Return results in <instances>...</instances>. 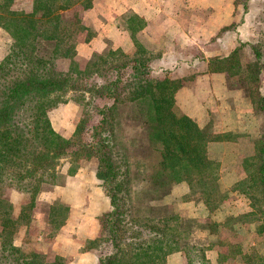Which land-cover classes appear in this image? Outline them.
Listing matches in <instances>:
<instances>
[{"label":"trees","instance_id":"1","mask_svg":"<svg viewBox=\"0 0 264 264\" xmlns=\"http://www.w3.org/2000/svg\"><path fill=\"white\" fill-rule=\"evenodd\" d=\"M93 2L0 0V28L12 38L0 60V264H65L60 256L46 260L43 253L13 242L18 224L28 218L38 195L48 185H56V168L63 157L95 158V176L109 199L110 210L99 216V236L86 244L98 250L101 241L108 248L98 254L97 264H164L168 255H187L189 247L193 248L189 241L181 242L175 215H130L133 201L141 195L150 205L184 185L208 209L219 205L220 163L210 149L233 141L234 136L215 132L210 124L201 125L179 111L176 95L181 81L152 76L142 58L108 68L101 66L107 62L104 58L100 62L88 59L80 66L76 43L83 32L86 40L90 38L83 14ZM245 45L251 59L244 70H238L242 65L236 47L224 57L208 59L206 73H238V81L246 85L240 86L244 95L257 96V114L264 124V94L258 92L264 58L253 42ZM116 53L110 50L108 55ZM248 82L258 83L257 92L253 94ZM67 90L92 91L100 100L94 113L82 112L69 138L57 132L49 118L51 109L61 102L60 94ZM254 146V155L244 160L250 168L246 178L264 205V129ZM76 169L70 167L67 174ZM132 177L144 182L134 192ZM11 189L28 195L17 216L7 198ZM59 208L68 213L67 205ZM49 209L51 217L55 206Z\"/></svg>","mask_w":264,"mask_h":264},{"label":"rangeland","instance_id":"2","mask_svg":"<svg viewBox=\"0 0 264 264\" xmlns=\"http://www.w3.org/2000/svg\"><path fill=\"white\" fill-rule=\"evenodd\" d=\"M163 1L165 11L155 15L156 18L147 23L132 11L118 15L115 24L122 31V46L108 43L105 49L101 52L94 51L90 57L82 55L83 50L80 53L76 50L79 65L83 66L88 59L100 62L104 58L107 62L101 66L108 68L128 59L142 58L147 62V69L152 76L167 75L181 81L182 90L177 93L176 99L179 111L186 113L183 107L187 106L205 107L207 124H210L211 129L215 132H230L234 140L214 145L210 149L211 156L220 163L221 186H218L221 198L217 208L208 209L200 197L181 185L171 195L161 200H153L150 205L144 202L143 195L139 196L141 198L132 203L130 215L134 213L133 215L137 214L142 218L151 214L160 218L172 214L177 217L178 229L183 236L181 242L189 241L193 248L189 247L187 255L181 252L172 264H264V205L261 194L251 191V183L249 185L246 178L250 168L244 166V160H250L254 155V143L264 129L261 117L257 114L258 102L254 94L257 92L255 86L258 83L261 85L258 92L264 94V71L258 83H247L253 87V99L247 98L244 95L245 90L240 89V86L246 85L238 81V73L232 76L206 73L208 59L224 57L236 47H239L237 55L242 65L238 70H244L251 59L249 47L245 45L248 41L260 49L264 58V0ZM208 2L217 8L226 2H232L230 11H233L237 21L222 25L217 31L214 24L203 20L207 17L208 8L202 5ZM105 6L109 7L102 0L98 8ZM216 7L210 5L211 9ZM88 11L83 15L91 35L88 40L87 33L78 35L76 48L79 44L89 42L96 34L91 21L95 16L88 15ZM94 22L98 23L97 17ZM11 42L10 33L0 28V60L9 50ZM110 50H116L117 53L108 55ZM120 50L123 55L119 53ZM93 79L100 82L96 76ZM59 99L61 102L51 109L49 118L53 128L61 135L63 128L75 129L84 110L94 113L100 101L92 91L76 90L61 93ZM63 106H66L65 109H62ZM57 108L59 111L51 115ZM197 112L200 114L199 109ZM123 114L125 115V111ZM70 167L77 168L75 177L78 181L89 183L94 178L96 160L83 154L73 158H61L56 168V185H46L48 189L38 195L28 218H23L13 236L14 244L43 253L46 260H53L57 256L54 253L55 237L63 226L61 222L66 220L68 214L59 205H67L69 208V204L80 197V192H75L79 191L78 181L72 185V190H62L71 177L67 174ZM244 179L247 182L240 185ZM143 183L132 177V191L140 189ZM7 198L13 204L15 216L19 214L20 206L28 201V195L16 189L9 190ZM50 206H55L51 217ZM84 209L85 206L71 212L73 225L83 220ZM216 222L224 225L217 227L214 224ZM96 248L100 254L109 251L101 241ZM246 257L249 261H246Z\"/></svg>","mask_w":264,"mask_h":264},{"label":"crops","instance_id":"3","mask_svg":"<svg viewBox=\"0 0 264 264\" xmlns=\"http://www.w3.org/2000/svg\"><path fill=\"white\" fill-rule=\"evenodd\" d=\"M101 1L102 0H94V6L88 11V15L92 17L93 15L95 16L94 20L91 21L96 34L89 42L86 44H79L76 48L78 53L83 50L82 55L85 57H90L94 51L101 52L108 46V43H114L117 46H122V31L117 27V24H115L116 17L118 15L126 13L127 11H132L147 23L148 21L155 19V15L165 11L163 10V5H165L163 0H105V3L108 4L109 7L105 6V8H98ZM210 5L214 8L216 7L211 2L202 5L206 7V9L208 8V13L206 14L207 17L203 20H206L207 23L214 24L217 31L220 30L222 25H226L232 21H237V19L233 16V11H230L233 5L232 2L229 4L226 2V4L218 6V8L216 7V9H211ZM96 17L98 23L94 22ZM239 22L244 23L242 20H239ZM180 90H178V92ZM177 98L178 94L176 95V99ZM66 105L70 106L72 104L66 103ZM200 106H196L195 108L187 106L183 107V109L187 115L192 117L199 124L204 125L207 123V116L205 115L207 113V109L205 107L201 108ZM64 107L66 106H63L62 109H65ZM198 109L200 114L197 112ZM56 111H59V108L54 110L51 115H53ZM62 128L63 126L59 129ZM73 129L71 128V130H69L67 128H63L61 133L62 135L70 136L74 131ZM75 173L69 175L71 177L67 180L65 187L62 189L63 191L72 190V185L78 181L77 177H75ZM93 176L94 178L90 179L89 183H84L86 181L77 182L80 187L79 191L77 190L75 192L78 194L80 192L79 200L76 202L74 201V203H68L70 205L68 208L70 209V212L68 210L66 220L55 237L56 246H54V253L57 256L66 259V261H64L65 264H97L99 251L94 248L88 249L86 244L89 240L99 236V216L102 213L109 211L111 206L104 188L100 185L99 180L95 176V171ZM81 201H83V203ZM84 206L85 215L81 212V214L84 215L83 220L78 223L76 222L73 225L72 223L74 222L71 217V212L75 209H82ZM181 254V252H176L168 255L164 264H172L174 259Z\"/></svg>","mask_w":264,"mask_h":264}]
</instances>
